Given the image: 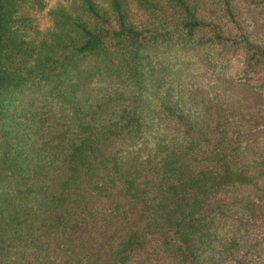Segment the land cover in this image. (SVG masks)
I'll return each mask as SVG.
<instances>
[{"label":"trees","instance_id":"1","mask_svg":"<svg viewBox=\"0 0 264 264\" xmlns=\"http://www.w3.org/2000/svg\"><path fill=\"white\" fill-rule=\"evenodd\" d=\"M35 5L0 0V264H264V0Z\"/></svg>","mask_w":264,"mask_h":264},{"label":"rangeland","instance_id":"2","mask_svg":"<svg viewBox=\"0 0 264 264\" xmlns=\"http://www.w3.org/2000/svg\"><path fill=\"white\" fill-rule=\"evenodd\" d=\"M84 0H40V6L35 5L32 11L25 10L27 7H23V11L25 10L30 15V21L32 25L38 27L40 32L47 30L52 27L53 17L50 15V12H54L57 14V17L60 18L64 14H62V10H65L66 16L68 17H76L79 11V6ZM20 5V3H17ZM40 9V11H39ZM139 16V15H138ZM135 19L137 16L134 17ZM235 94V92L232 91ZM250 103V102H249ZM248 110L259 113L261 111V115H264V106L262 105V109L257 108L256 106H249ZM255 116V114H252Z\"/></svg>","mask_w":264,"mask_h":264}]
</instances>
